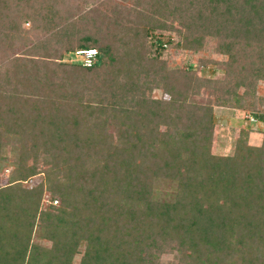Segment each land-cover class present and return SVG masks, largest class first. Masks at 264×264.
<instances>
[{
	"label": "trees",
	"instance_id": "16d2710c",
	"mask_svg": "<svg viewBox=\"0 0 264 264\" xmlns=\"http://www.w3.org/2000/svg\"><path fill=\"white\" fill-rule=\"evenodd\" d=\"M83 2L0 0V264H264V141L210 150L213 107L264 82V0ZM205 38L223 77L168 65Z\"/></svg>",
	"mask_w": 264,
	"mask_h": 264
},
{
	"label": "rangeland",
	"instance_id": "374dc122",
	"mask_svg": "<svg viewBox=\"0 0 264 264\" xmlns=\"http://www.w3.org/2000/svg\"><path fill=\"white\" fill-rule=\"evenodd\" d=\"M79 1V0H71ZM83 6L88 9L93 5L99 4L102 0H83ZM122 5L129 6L130 0L121 1L114 0ZM28 27V24L24 25ZM174 27L180 29L177 21H174ZM169 36L179 41L178 33L174 30L166 31ZM206 45L199 51H193L185 49L172 44L166 48V61L170 67L186 68L189 65L195 66L196 73L201 77H223L222 65L226 60V56L217 53L215 49L216 40L213 38H205ZM81 56L69 55L64 58V61L81 62L88 57L86 51ZM243 88L239 89V93L243 92ZM256 98L248 96L246 98V104L243 108L229 107V106H214V128H213V140L211 145V153L215 155H229L232 154L235 149V143L237 139L243 137L247 140L248 144L253 146H259L264 141V121L258 122L255 114L261 115L264 113V103H259L258 98L264 95V82L258 81L255 89ZM152 96L155 98L165 96L158 88L152 90ZM197 100L203 101L205 99L214 100L211 90H202L200 96L196 97ZM256 101L255 105L251 103ZM247 133V134H245ZM10 168H5L0 172V186L6 184L9 180ZM42 180V176L37 175L32 177L26 182L25 185L32 186L38 184ZM160 191L169 190L168 183L160 184ZM57 199V200H56ZM59 205L58 198H52L48 191H44L41 201L42 208H49L50 205ZM77 260V259H76ZM163 264H176L177 260L172 254H163L161 256Z\"/></svg>",
	"mask_w": 264,
	"mask_h": 264
},
{
	"label": "built area",
	"instance_id": "2783aa9c",
	"mask_svg": "<svg viewBox=\"0 0 264 264\" xmlns=\"http://www.w3.org/2000/svg\"><path fill=\"white\" fill-rule=\"evenodd\" d=\"M85 54L88 55V57L85 58V59L83 60V63H84L85 65H90V64H91V61H92V59H93V56H94V54H95V50H93V49L88 50V51H86Z\"/></svg>",
	"mask_w": 264,
	"mask_h": 264
}]
</instances>
